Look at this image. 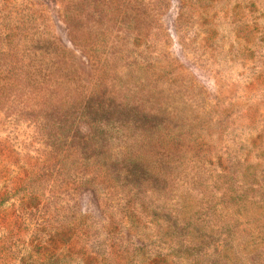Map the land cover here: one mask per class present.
<instances>
[{"label": "rangeland", "instance_id": "rangeland-1", "mask_svg": "<svg viewBox=\"0 0 264 264\" xmlns=\"http://www.w3.org/2000/svg\"><path fill=\"white\" fill-rule=\"evenodd\" d=\"M0 264H264V0H0Z\"/></svg>", "mask_w": 264, "mask_h": 264}]
</instances>
